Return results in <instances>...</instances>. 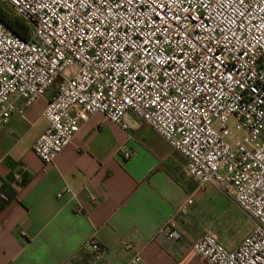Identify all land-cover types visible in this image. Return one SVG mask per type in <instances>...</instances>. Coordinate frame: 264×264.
<instances>
[{
    "label": "built area",
    "instance_id": "1",
    "mask_svg": "<svg viewBox=\"0 0 264 264\" xmlns=\"http://www.w3.org/2000/svg\"><path fill=\"white\" fill-rule=\"evenodd\" d=\"M0 9L28 31L0 19V125L22 113L11 95L28 104L55 85L32 148L48 164L80 119L101 114L127 129L132 113L251 221L233 249L209 233L191 249L205 264H264V0H0ZM158 235L182 234L167 221ZM80 250L84 259L65 264L106 255L94 236ZM126 264L148 263L135 254Z\"/></svg>",
    "mask_w": 264,
    "mask_h": 264
},
{
    "label": "crops",
    "instance_id": "2",
    "mask_svg": "<svg viewBox=\"0 0 264 264\" xmlns=\"http://www.w3.org/2000/svg\"><path fill=\"white\" fill-rule=\"evenodd\" d=\"M52 92L28 104L11 95L22 113L0 125V193L8 197L0 199V264L80 261L81 245L92 236L106 248L100 264H126L135 254L148 264H205L191 249L200 235L212 234L233 249L249 234L251 226L239 240L220 237L198 204L227 198L199 185L187 174L185 157L130 112L127 129L101 114L80 119L70 142L43 163L32 148L47 127ZM65 188L70 191L58 196ZM167 221L181 232L179 240L158 235Z\"/></svg>",
    "mask_w": 264,
    "mask_h": 264
},
{
    "label": "rangeland",
    "instance_id": "3",
    "mask_svg": "<svg viewBox=\"0 0 264 264\" xmlns=\"http://www.w3.org/2000/svg\"><path fill=\"white\" fill-rule=\"evenodd\" d=\"M54 88L55 85L52 86V89ZM238 134L242 133L238 132ZM198 206H201L204 214L210 215L212 227L219 233L221 238L228 242L239 240L251 226L249 218L230 200L225 198L213 199L209 197L207 200L201 201Z\"/></svg>",
    "mask_w": 264,
    "mask_h": 264
},
{
    "label": "trees",
    "instance_id": "4",
    "mask_svg": "<svg viewBox=\"0 0 264 264\" xmlns=\"http://www.w3.org/2000/svg\"><path fill=\"white\" fill-rule=\"evenodd\" d=\"M0 19L4 21V23L8 25L12 29V31L20 37L24 39L28 37L27 27L25 23L18 17L0 9Z\"/></svg>",
    "mask_w": 264,
    "mask_h": 264
}]
</instances>
